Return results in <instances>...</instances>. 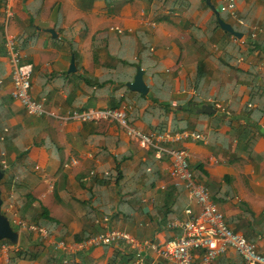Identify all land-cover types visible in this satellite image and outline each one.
Here are the masks:
<instances>
[{
	"label": "crops",
	"instance_id": "obj_1",
	"mask_svg": "<svg viewBox=\"0 0 264 264\" xmlns=\"http://www.w3.org/2000/svg\"><path fill=\"white\" fill-rule=\"evenodd\" d=\"M86 1L9 0L8 12L0 0V161L8 165L0 186L2 209L20 233L17 245L0 249V264H135L134 251L124 243L77 247L109 227L129 231L139 243L148 240L149 246L142 245L148 262L174 264L151 243L180 235L168 222L184 217L186 206H198L173 184L169 159L140 146L117 122L67 115L125 104L129 121L144 131L207 134L206 143L164 145L189 151L195 179L209 188L230 227L264 252V114L253 144L235 134L249 114L264 108V0H236L244 24L219 11L241 38L216 26L218 14L206 0ZM211 1L215 7L221 3ZM104 23L130 32V44H104L95 52L91 39ZM253 26L262 30L250 38ZM8 35L32 65V96L47 97L60 117L29 114L12 98V68L4 56ZM72 46L75 72H69ZM138 66L152 96L127 86ZM199 66L202 77L195 86ZM193 87L200 95L186 91ZM209 98L224 102L226 110L199 111L213 105ZM73 159L77 163L65 166ZM92 170L96 175L90 176ZM19 218L46 227L48 236L20 229ZM60 241L67 248H59ZM242 261L228 249L211 264ZM193 264H202L199 256Z\"/></svg>",
	"mask_w": 264,
	"mask_h": 264
},
{
	"label": "built area",
	"instance_id": "obj_2",
	"mask_svg": "<svg viewBox=\"0 0 264 264\" xmlns=\"http://www.w3.org/2000/svg\"><path fill=\"white\" fill-rule=\"evenodd\" d=\"M5 7L10 12L9 0H5ZM220 12H228L239 23L244 21L238 16L236 0H221ZM114 32H123L120 26L114 25L110 28ZM262 30L258 26H253L250 38H255ZM5 49L10 53V63L12 68V90L11 96L19 101L29 114L37 116L60 117L53 109L47 106V98H34L31 93L33 68L30 63L23 61L22 54L17 48L14 36L8 35L5 40ZM2 83V80H0ZM192 95H199L196 88L186 90ZM217 109L226 110V105L220 100H213ZM128 105L120 107L73 109L67 111V115L80 121H114L120 124L126 134L135 140L140 146L146 149H155L158 157L166 155L170 162L169 175L174 185L182 187L194 201L198 209L191 204L186 206L184 217L177 216L168 222L169 228H180L182 233L171 239H167L161 244L151 243L153 248L161 257L170 260L174 264H193L196 256L200 257L202 264H211L218 257L225 254L228 249L235 250L243 259L241 264H264V252L258 250L255 243L249 241L242 233L232 229L228 224L223 211L212 199L209 188L197 181L189 162V151L184 147H166L168 142H179L184 139L201 141L206 143L207 134L205 132L184 129L180 131H144L129 123ZM77 163L73 159L65 166ZM2 166L7 167L5 160ZM96 175L92 170L90 176ZM12 206V205H11ZM15 224L20 229L36 232L41 236H48V229L25 220L15 219ZM112 243H124L134 251L135 264H154L148 262L143 256V248L150 245L148 240L139 243L136 237L127 230L109 227L106 230L90 236L87 240L78 244V248L86 246H98ZM8 240H4L1 247L5 252L12 248ZM69 246V245H68ZM59 248H67L64 241L58 243ZM69 261L68 257L63 259V263Z\"/></svg>",
	"mask_w": 264,
	"mask_h": 264
},
{
	"label": "water",
	"instance_id": "obj_3",
	"mask_svg": "<svg viewBox=\"0 0 264 264\" xmlns=\"http://www.w3.org/2000/svg\"><path fill=\"white\" fill-rule=\"evenodd\" d=\"M206 2L218 14V21L220 27L223 30H225L229 34H233L238 38H241L243 36L242 32L235 30V28L231 23L226 22L219 16V11L211 0H206ZM48 31L51 33L53 37H57L59 35L54 28H49ZM75 61H76L75 56L73 55L71 58L69 72H75L77 70ZM143 76H144V70L140 66H138L134 80L132 82H128L127 86L131 90L140 92L143 95L152 96V94L149 92V86L145 83ZM199 111L214 113L216 109L211 104H204L199 109ZM261 131L264 132V129L261 128ZM5 172H6L5 169L0 168V183L5 175ZM2 204H3V199L1 195V186H0V245H1V241L5 239L9 240L14 245H17L19 243L20 233L18 230L14 229V227L11 225V221L9 217L5 214V212L2 209Z\"/></svg>",
	"mask_w": 264,
	"mask_h": 264
},
{
	"label": "trees",
	"instance_id": "obj_4",
	"mask_svg": "<svg viewBox=\"0 0 264 264\" xmlns=\"http://www.w3.org/2000/svg\"><path fill=\"white\" fill-rule=\"evenodd\" d=\"M214 22H215V24H216L217 27H220V24H219L217 15H215V17H214ZM71 54L74 55L75 57L77 55V52H76L74 46L71 47ZM197 72L198 73L196 74V78H195V82H196L195 83V86H198V82H199L200 78L202 77V70H201L200 66L198 67V71ZM197 89H198V87H197ZM138 95L145 98V96L142 95L141 93H138ZM114 107H117V106L114 105L113 108ZM253 112L254 113L252 115L249 114V120L247 121V123L245 124V126L239 128L238 130H235V134L239 138H244L247 141V145L248 146H250L251 144H253V142H254V140H255V138L257 136V133L258 134L260 133V130H259V127H258V122H259V119L264 114V108L255 109ZM45 211H44L46 213L45 218L46 219H50L51 217H50L48 211L47 210H45ZM105 245H107V244H105ZM17 255L18 256L24 255V252L21 251V253L20 254L18 253ZM112 261H114V259L111 260V263H113Z\"/></svg>",
	"mask_w": 264,
	"mask_h": 264
},
{
	"label": "rangeland",
	"instance_id": "obj_5",
	"mask_svg": "<svg viewBox=\"0 0 264 264\" xmlns=\"http://www.w3.org/2000/svg\"><path fill=\"white\" fill-rule=\"evenodd\" d=\"M82 3L88 4V1L82 0ZM217 8H219V5ZM97 17H98L97 19H100L101 15H97ZM97 19L95 18V20H97ZM110 26H112L111 23H108L106 25L104 23L93 34L92 39H91V44H93V50L95 52L99 48L104 47V44H122L123 42H125L126 44H130V42L132 41L133 37H132V34L130 32L125 31V29L122 27H121L122 30H124L123 32H121V33L113 32V31H111ZM86 34H87V28H86V31L82 32V36H85ZM1 54H3V52H1ZM4 56L7 57L8 59H10V57H11L10 53L6 50L4 52Z\"/></svg>",
	"mask_w": 264,
	"mask_h": 264
},
{
	"label": "clouds",
	"instance_id": "obj_6",
	"mask_svg": "<svg viewBox=\"0 0 264 264\" xmlns=\"http://www.w3.org/2000/svg\"><path fill=\"white\" fill-rule=\"evenodd\" d=\"M4 6H5V0H4ZM217 8V7H216ZM219 11V10H218ZM193 88H196V87H193ZM197 89V88H196ZM197 91H198V89H197ZM199 92V91H198ZM199 95H200V92H199ZM193 96H198V95H193ZM47 98V97H46ZM210 99H213V100H216V99H214V98H209V100ZM211 101V100H210ZM212 105V104H211ZM47 106H48V99H47ZM213 107L215 106L214 105V102H213V105H212ZM216 108V107H215ZM219 110V109H218ZM27 111V110H26ZM128 120H129V118H128ZM129 123H131L130 121H129ZM132 124V123H131ZM134 125V124H133ZM181 130H184V129H181ZM163 131H167V130H163ZM169 131H171V130H169ZM177 131H180V130H177ZM147 132H149V131H147ZM162 132V131H161ZM172 132H175V131H172ZM168 143H170V142H168ZM165 144H167V143H165ZM166 147H169V148H172V147H181V146H172V147H170V146H166ZM163 156H166V155H163ZM167 157V156H166ZM2 160H5V159H2ZM2 160L0 161V168H3V169H5V170H7V168H8V165H7V167L6 168H4L3 166H2ZM6 161V160H5ZM6 163H7V161H6ZM191 167V166H190ZM192 169V168H191ZM4 211V210H3ZM5 212V214L7 215V211H4ZM8 216V215H7ZM9 217V219H10V216H8ZM11 221V220H10ZM36 224V223H35ZM11 225H12V223H11ZM13 226V225H12ZM41 226V225H40ZM44 227V226H43ZM46 228V227H45ZM15 229V228H14ZM5 240H7V239H5ZM3 241L4 240H2L1 241V245H2V243H3ZM9 241V240H8ZM10 242V241H9ZM11 243V242H10ZM12 244V243H11ZM1 245H0V249H2V247H1ZM14 245V244H13Z\"/></svg>",
	"mask_w": 264,
	"mask_h": 264
}]
</instances>
